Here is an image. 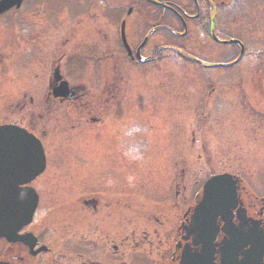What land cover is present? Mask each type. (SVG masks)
Wrapping results in <instances>:
<instances>
[{"label": "rangeland", "instance_id": "374dc122", "mask_svg": "<svg viewBox=\"0 0 264 264\" xmlns=\"http://www.w3.org/2000/svg\"><path fill=\"white\" fill-rule=\"evenodd\" d=\"M113 1L118 4L117 0ZM178 2L189 8L190 0ZM137 5V15L129 20L127 29L132 37L155 20L173 25L179 23L171 11L160 8L153 12L145 8L142 15V5ZM37 7L38 4H35L29 11L25 7L19 12L23 19L17 21L16 27L27 23L25 17L31 18L33 28L26 33L27 36L34 32L40 20L44 23V32L36 37V46L30 45L33 49L25 59L31 64L21 67L16 63V57L5 56L6 67L0 70V116L7 115L3 110L12 111L8 104L12 102L10 99L15 87L33 96L31 119L23 123L37 133L46 131L41 138L47 147V169L39 188L47 200H53L55 216L60 217L62 213L64 220L70 221L77 214V206L68 199H61L64 197L58 192L72 194L63 190L74 189L73 180L80 175L73 172L75 160L72 163L73 153L67 146L78 135L74 127L77 120L69 108L54 110L52 107L54 111L43 117L41 126H36V122L39 115L45 112L41 106L47 78L49 80L53 70L50 60L58 53L69 55L74 49L68 52L67 46L61 45L63 38L50 31L53 24L49 13L46 14L48 5L41 4L39 10H36ZM77 10L83 13V9ZM225 10L215 21L217 32L223 37L234 36L243 41L245 51L240 58L228 66H210L207 71L179 55L169 58L162 55L154 66L128 62L130 64L122 74L126 81L121 85L124 87L125 84L124 90H121L127 92L125 109L122 107L128 121L126 130L123 129L126 121L115 119L111 124L107 121L106 126L99 130L98 127H85V132H82V128L80 137L76 138H92L99 142L95 144L101 149L106 141L112 145L127 141L128 217L133 210L139 214L137 219H133L141 224L146 211L169 207L174 203L178 206L192 202L194 193L201 188L211 170L238 176L247 200L256 202V199L264 198V0H237L233 9ZM19 14L16 15L18 18ZM119 14V10L112 13V20L115 21ZM0 31L9 32L4 19H0ZM168 34L164 29L155 34L160 38V45H185L189 52L202 60L227 61L236 56L235 46L215 44L195 24L183 37L170 35L169 38L166 37ZM28 37L24 36L26 40H29ZM156 42L158 40H154ZM2 45L4 38L0 39ZM112 45L116 47L114 42ZM72 46L80 49L78 43ZM5 47L12 49L8 44ZM82 48L86 50L87 46ZM12 50L16 52V49ZM70 56L63 72L72 84H84L89 81L88 78H94L90 60L85 59L77 66L78 55ZM119 62L126 63V60L120 59ZM20 64H23V59ZM222 77L231 82H222ZM90 83L86 84L90 91H103L101 84ZM59 142H62L61 146ZM90 151L94 153L96 147L86 146V152ZM111 188L118 189L119 185L113 184ZM50 189L56 190L52 191L57 193L53 198ZM55 216L49 219L48 224L53 225ZM75 231L71 229L69 233Z\"/></svg>", "mask_w": 264, "mask_h": 264}, {"label": "flooded vegetation", "instance_id": "af4514ba", "mask_svg": "<svg viewBox=\"0 0 264 264\" xmlns=\"http://www.w3.org/2000/svg\"><path fill=\"white\" fill-rule=\"evenodd\" d=\"M31 1L24 0L20 7H12L0 14V19H4L9 27L8 33L0 31V39L4 38V45L0 46V70L6 67L5 56L8 58L10 55L16 57V63L21 67L31 64L25 58L32 47L37 45L36 37L43 35L44 23L40 20L34 32L28 35L30 37L26 33L33 28L31 18L25 17L27 23L24 26L16 27V23L23 19L22 14H19L23 8L28 7L29 11L38 4L36 10H39L42 4L48 5L46 14L49 13L53 24L50 31L63 38L61 45L65 44L68 52L73 48L71 54L78 55L76 65L79 66L85 59L90 60L91 71L94 72L92 74L96 76L93 81L108 86L121 81L122 77L119 76L117 80V76L112 74L113 63L116 64L118 60H113L117 55L113 53L114 47L110 36L111 17L109 13L107 16L101 14V3L106 8H113L115 11L118 9L127 19L137 15L139 8L137 3L142 5L140 7L142 15V9H153L154 12L160 8L145 0H117L121 6H116L112 3L113 0H89L90 9L82 6L85 0ZM161 1L168 6H174L182 15L192 19H202L203 16L207 18L206 14L210 15L213 5L217 18L222 13V10L218 9L228 3V0H190L189 8H186L178 0ZM145 4L149 6L146 7ZM71 7L73 10H69ZM76 7L83 9V13ZM165 8L161 9L169 11L168 7ZM18 14L19 18L16 16ZM148 25L146 31L143 30L145 33L157 27L155 25H158V22ZM143 31L137 37L129 34L130 46L135 52L140 46ZM155 31L142 45L140 53L156 48L154 40L149 42ZM77 43L79 50L72 46ZM7 44L16 49V52L6 48ZM86 46L87 49L83 50L82 47ZM71 54L58 53L50 60L53 70L49 80L47 78L41 106L45 108V112L39 115L36 126H41L40 121L43 117L60 107H67L73 112L71 113L77 119L74 127L77 128L78 138L81 133L78 124L82 120L84 122L80 123L83 126L89 125L90 128L102 127L107 121L111 124L113 118L119 122L124 121L121 112L120 115L116 114L125 100L122 94L116 91V86L106 87L107 90L100 93H90L82 85L72 87L70 83L68 91L63 89L61 81L66 78L63 67L70 60ZM21 59L23 64H20ZM122 59L127 60L125 56ZM90 78L87 83L92 81ZM10 100L12 102L8 107L12 111L3 110L7 115L0 116V124L17 125L37 133L23 123L31 119L33 96L15 87ZM44 121L46 125L47 121ZM38 134L45 135L46 131ZM95 143L99 142L76 139L67 144L72 148V163L75 160L73 172L80 175L73 180L74 189L63 190L70 191L73 195L68 192H58V195L77 206L74 219L65 221L62 213L60 217L55 216L53 200H47L39 188V182L45 172L31 182L20 185L34 188L35 210L30 222L8 236L0 234V264H264V199L250 201L240 193L241 205L227 208L225 214L218 215L214 223L210 224V230L206 225L196 230L191 221L195 202L201 195L195 194L194 203L189 201L178 206L174 203L169 207L146 211L142 226L133 219H137L139 215L133 210L128 217L127 142L119 141L118 145H112L110 141H106L102 149ZM42 144L47 159V147L43 142ZM75 145H79L78 148H75ZM92 145L96 147V151L86 152V146ZM113 184L119 185V188H111ZM122 185L124 186L121 187ZM50 191L53 198L57 193L52 191L56 190ZM53 216H55L53 225H50L48 221ZM71 229L76 230L75 233H69ZM242 232L247 235L241 239L239 235Z\"/></svg>", "mask_w": 264, "mask_h": 264}, {"label": "water", "instance_id": "95a60500", "mask_svg": "<svg viewBox=\"0 0 264 264\" xmlns=\"http://www.w3.org/2000/svg\"><path fill=\"white\" fill-rule=\"evenodd\" d=\"M22 0H0V12L13 5H19ZM228 42H237L230 40ZM31 145L30 153L26 160L23 159L24 152H20L22 145ZM30 156V157H29ZM23 159V160H22ZM21 162V163H19ZM26 163L24 166L23 164ZM31 164V167L26 168ZM44 155L38 143V140L24 131L10 127H0V225L4 230L1 235L8 236L14 232L21 224L30 220L33 207L27 206L25 194H21L17 185L26 182L28 179L24 173L30 171V177H33L43 169ZM29 177V178H30ZM237 180L230 174H217L211 176L204 184L203 197L196 208V214L199 216L194 219L196 229L205 227L210 229V214H223L224 206L236 201ZM8 188L16 192L12 194L15 203L14 208L9 209ZM12 205V204H11ZM203 218L205 221L202 222ZM16 226V229L14 230Z\"/></svg>", "mask_w": 264, "mask_h": 264}]
</instances>
